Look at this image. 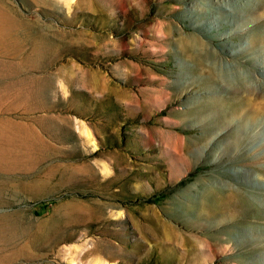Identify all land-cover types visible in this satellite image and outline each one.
<instances>
[{
	"label": "rangeland",
	"instance_id": "374dc122",
	"mask_svg": "<svg viewBox=\"0 0 264 264\" xmlns=\"http://www.w3.org/2000/svg\"><path fill=\"white\" fill-rule=\"evenodd\" d=\"M263 138L264 0H0V264H264Z\"/></svg>",
	"mask_w": 264,
	"mask_h": 264
},
{
	"label": "bare ground",
	"instance_id": "6f19581e",
	"mask_svg": "<svg viewBox=\"0 0 264 264\" xmlns=\"http://www.w3.org/2000/svg\"><path fill=\"white\" fill-rule=\"evenodd\" d=\"M254 118H257V116H254ZM257 121V120H256ZM255 133V132H254ZM252 131H247V133L246 134H243V135H239L238 137H237V143L238 144H241L242 143V140L244 139V140H249V143L251 142V144L254 146V148L256 149V148H259L260 147V144H259V142L257 143V142H255V134H254ZM251 138V139H250ZM263 140H264V138H263ZM253 142V143H252ZM236 143V144H237ZM256 144V145H255ZM264 144V143H263ZM262 145V144H261ZM262 148V147H261ZM264 154V149L262 150V155ZM222 197V196H221ZM233 199V197H231V200ZM231 200L229 201V202H231ZM226 201V200H225ZM216 202V201H215ZM228 202V203H229ZM207 203H209V205L211 204L210 203V201H208ZM222 203H224L225 204V206H226V203L224 202V200H220V201H218L217 202V205H223ZM235 203V202H234ZM224 206V207H225ZM228 206V205H227ZM214 207V206H213ZM223 208V207H222ZM229 208V207H228ZM211 218V217H210ZM233 230H231V229H226V230H218V231H215V232H207L206 233V235H204V234H196V235H193V233H192V235H191V232L189 233L190 235H188L186 232V234H183V233H180V232H178V231H176V232H174L175 233V235L178 237V238H181V237H185V239L186 240H188V239H190L191 238V236H193V239L195 238V239H199V238H201L202 239V236L204 237H207V239H209L207 242V247L209 248V250H207L208 252L209 251H211L212 253H213V250H214V246H216V245H218V244H220V246L219 247H222V246H224L222 249H224V250H232L233 248H232V246H230V244H229V246H227V245H225V244H228V243H230V241H232V239H231V236H232V234H233V232H232ZM147 232V231H146ZM146 235V234H145ZM175 236V237H176ZM152 237H156V238H158V239H161V240H163L164 239V241H168V240H170V239H173V237H174V234L173 233H171L170 231H168V230H156V231H154V232H152ZM175 237H174V239H175ZM188 238V239H187ZM149 239H151V237H150V235L148 236V235H146V236H144V241H143V243H141V252L143 253V255L145 256L144 257V259L145 258H148L152 253H153V250L155 249V248H158L159 246H160V243L159 242H157L156 244H153V246L152 247H150V245H149V242H148V240ZM160 240V241H161ZM204 240V239H203ZM166 241V243H168V245L171 247V246H173L172 245V242L171 243H169V242H167ZM175 241V240H174ZM165 243V242H164ZM225 243V244H224ZM163 244V243H162ZM189 244V243H188ZM224 244V245H223ZM222 245V246H221ZM193 248V247H192ZM186 250V249H185ZM192 250V249H191ZM218 251V250H217ZM193 252V251H192ZM191 252V253H192ZM205 252V251H204ZM187 253V252H186ZM185 253V254H186ZM207 253V252H206ZM190 254V253H189ZM192 255V254H191ZM194 255V254H193ZM192 255V256H193ZM156 256V255H155ZM187 256V255H186ZM191 256V257H192ZM229 255H227V257H228ZM183 257V256H182ZM187 257H189V256H187ZM202 257V256H201ZM209 257V256H208ZM226 257V258H227ZM185 258V257H184ZM150 260V259H149Z\"/></svg>",
	"mask_w": 264,
	"mask_h": 264
}]
</instances>
